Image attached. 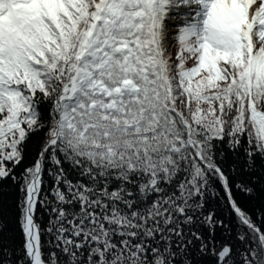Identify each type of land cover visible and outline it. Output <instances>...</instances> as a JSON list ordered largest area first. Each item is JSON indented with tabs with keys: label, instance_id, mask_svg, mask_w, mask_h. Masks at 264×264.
Here are the masks:
<instances>
[{
	"label": "snow or ice",
	"instance_id": "obj_1",
	"mask_svg": "<svg viewBox=\"0 0 264 264\" xmlns=\"http://www.w3.org/2000/svg\"><path fill=\"white\" fill-rule=\"evenodd\" d=\"M0 264H264V0H0Z\"/></svg>",
	"mask_w": 264,
	"mask_h": 264
}]
</instances>
